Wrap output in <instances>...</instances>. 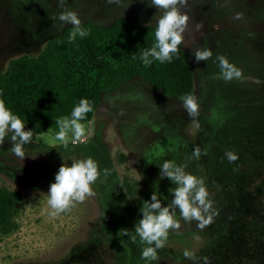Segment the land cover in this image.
<instances>
[{
	"label": "rangeland",
	"instance_id": "1",
	"mask_svg": "<svg viewBox=\"0 0 264 264\" xmlns=\"http://www.w3.org/2000/svg\"><path fill=\"white\" fill-rule=\"evenodd\" d=\"M65 9L76 11L82 22L101 24L123 15L156 23L160 15L149 0H65L63 6L58 0H0V72L11 59L39 53L49 38L70 26L54 19ZM180 11L188 16L181 45L194 66L198 116L190 117L182 103L148 90L143 79L137 78L136 84L120 88L121 93L136 90L137 94L82 123L85 134L76 142L93 137L97 129L99 133L104 130L103 139L130 204L147 187L172 199L176 186L159 177L158 164L164 160H173L204 180L216 215L201 229L196 221L183 220L177 209L175 219L180 226L169 230L165 242L169 255L157 264H203V257H208V264H264V226L252 229L247 223L240 227L235 221L227 189L233 178L228 179L225 159L227 150L236 146L231 142L243 139L241 128L254 127L249 137L264 135V0H187ZM210 27L217 29L211 33ZM198 49L211 50L212 56L197 62L194 51ZM219 56L238 67L242 78H221ZM56 133H32V141L23 146V159L12 152L7 137L0 144V186L22 194L17 228L10 234L0 232V264L61 260L71 255L75 264H111L113 249L101 230V205L94 185V195L73 202L67 211L51 214L46 194L50 183L62 163L79 160L75 155H49L45 145L62 144ZM68 138L72 142L71 132ZM158 146L164 149L159 157L155 155ZM194 147L206 149L207 154L191 158ZM147 152L155 162L151 172L142 166ZM234 153L238 154L236 170L245 168L254 177L264 175L263 159L250 157L248 149L245 155ZM240 176H236L238 182ZM185 249L195 253V262L183 256Z\"/></svg>",
	"mask_w": 264,
	"mask_h": 264
},
{
	"label": "trees",
	"instance_id": "2",
	"mask_svg": "<svg viewBox=\"0 0 264 264\" xmlns=\"http://www.w3.org/2000/svg\"><path fill=\"white\" fill-rule=\"evenodd\" d=\"M82 27L88 30L86 37L69 41L70 25L49 38L39 53L11 59L0 72V102L26 122L25 130L34 134L46 130L58 132L56 121L70 118L73 107L81 98L87 99L92 106V111L81 121L89 122L104 93L135 78H141L163 95L181 101L185 95H195L193 63L182 45L171 62L153 61L147 67L141 63L140 52L155 43L156 23H142L135 16L123 15L109 24L84 21ZM241 129L244 130L240 132L243 139L238 137V141L231 142L236 146L227 151L245 155L248 149L250 157L264 160V135L249 137L248 134L254 131L253 126ZM44 148L53 158L59 155L62 158L75 155L79 160L92 158L99 169L110 170L108 175L102 172L93 185L101 205V230L113 249V264H146L141 258V250L146 245L140 243L139 237L134 243L125 232L134 234V225L142 215L139 209L144 200L150 199L152 192L162 204H170L169 195L147 187L130 204L109 146L99 132L87 140L69 142L67 147L59 144L45 145ZM226 161L228 168L232 169H229L228 178H233L232 185L228 183L227 189L235 221L240 227L247 223L252 229L264 226V175L254 177L249 171L246 173L245 168L236 170V161ZM239 175L240 182L236 177ZM21 201L19 191L0 186L1 233L10 234L17 228L15 218ZM168 255L164 246L157 250L158 259L147 264H157Z\"/></svg>",
	"mask_w": 264,
	"mask_h": 264
},
{
	"label": "clouds",
	"instance_id": "3",
	"mask_svg": "<svg viewBox=\"0 0 264 264\" xmlns=\"http://www.w3.org/2000/svg\"><path fill=\"white\" fill-rule=\"evenodd\" d=\"M119 3L120 0H108V3ZM63 6L65 0H58ZM160 15L156 19L154 31L155 43L152 47L140 52L139 59L144 66H150L153 61L160 63L171 62L173 56L178 52L179 45L183 42V32L187 26L188 16L180 11L187 4V0H149ZM240 18L237 13L236 19ZM61 25H71L69 41L77 38H84L88 35V30L82 27V20L76 11L65 9L54 17ZM198 29L200 25L196 26ZM196 61H207L211 56V50L194 51ZM220 68V76L225 81L242 78L241 70L230 63L225 57H217ZM182 104L190 117L198 116V100L195 95L189 94L182 98ZM92 111V106L87 99L81 98L75 105L70 114V118L58 119L56 124L58 132L55 134L57 141L65 147L69 143L68 133H72V142L80 140L85 134L82 125L86 115ZM25 121L20 119L3 102H0V144L4 143L7 137L12 144V152L20 158L25 157L23 146L32 141L31 130H25ZM155 153L157 157L164 154V149L159 148ZM207 150L203 151L199 147H194L191 158L200 159L206 155ZM225 157L229 163L238 159V154L227 151ZM151 163V162H150ZM161 179L167 178L176 187L171 190L170 204H162L155 192H152L150 199L144 200L139 211L142 214L138 223L134 225V234L125 232L135 243L137 237L141 244L146 245L141 250V258L147 262L158 259L157 250L165 246L169 236V230L179 228V222L175 219L176 210H179L180 217L187 221H196L198 228H205L211 223L216 215L212 200L205 187L204 180L196 175L187 172L183 165L176 164L173 160H164L159 163ZM103 172L104 175L110 174L108 169H99L98 164L92 158L76 160L71 164L62 163L58 168L54 181L50 183L47 191V203L53 210L52 215L70 209L73 202H82L86 197L94 195L92 185ZM124 233V234H125ZM183 256L186 259L196 261L194 252L185 249ZM203 264H208V257H203Z\"/></svg>",
	"mask_w": 264,
	"mask_h": 264
},
{
	"label": "flooded vegetation",
	"instance_id": "4",
	"mask_svg": "<svg viewBox=\"0 0 264 264\" xmlns=\"http://www.w3.org/2000/svg\"><path fill=\"white\" fill-rule=\"evenodd\" d=\"M221 27V26H220ZM217 29V28H215ZM214 27H210V32H215ZM137 82H139L137 80V78L132 79L130 81L125 82L124 84L118 86L116 89L110 91V92H106L101 99V102L97 108V111L95 113V117H97V112L101 111L102 109H108L109 107L112 106V102H114L115 100H128V98H130L132 95L137 94L136 90H130V91H124L123 93L120 92V88L124 87L127 84H136ZM145 82V81H144ZM134 87V86H133ZM165 96V95H164ZM163 98V97H162ZM171 100L176 101V102H182V101H178L176 98L170 97ZM164 99V98H163ZM117 102V101H115ZM117 104V103H116ZM104 120V119H103ZM108 119H106V121H108ZM98 129L95 130L93 136L98 133ZM100 133L103 136L104 130L101 129ZM155 152H157L155 150ZM146 155L143 158V162H142V166L143 168L147 169L149 172H151L150 170L152 169L153 165L155 164V162H153V158L150 156V154L147 152L145 153ZM152 154V153H151ZM151 162V163H150ZM85 250H87V248H85ZM84 256V255H83ZM81 256V258L83 257ZM80 258V257H79ZM113 259H114V254L112 253V258H111V264H113ZM76 261L74 262L73 260V256L71 255L70 258H62L61 260H34L31 263L28 264H75ZM16 264H24V263H16Z\"/></svg>",
	"mask_w": 264,
	"mask_h": 264
},
{
	"label": "crops",
	"instance_id": "5",
	"mask_svg": "<svg viewBox=\"0 0 264 264\" xmlns=\"http://www.w3.org/2000/svg\"><path fill=\"white\" fill-rule=\"evenodd\" d=\"M194 67V66H193ZM142 82H143V84L145 85V87L148 89V90H151V91H155V89L154 88H152L149 84H147L146 82H144L143 80H142ZM196 85V84H195ZM157 91V90H156ZM195 91H196V89H195ZM105 94V93H104ZM103 94V95H104ZM102 95V96H103ZM162 99V98H161ZM178 100V99H177ZM115 101H117V102H115ZM114 102H112V106L111 107H109L108 109H111V108H115V106H117V105H121L122 104V102L123 101H125L124 99L123 100H115ZM178 101H181V100H178ZM117 103V104H116ZM180 103H182V102H180ZM121 108V107H120ZM120 108H116V109H120ZM47 131V130H46ZM45 132V131H44ZM38 135H40V134H38Z\"/></svg>",
	"mask_w": 264,
	"mask_h": 264
},
{
	"label": "water",
	"instance_id": "6",
	"mask_svg": "<svg viewBox=\"0 0 264 264\" xmlns=\"http://www.w3.org/2000/svg\"><path fill=\"white\" fill-rule=\"evenodd\" d=\"M179 100V99H178Z\"/></svg>",
	"mask_w": 264,
	"mask_h": 264
}]
</instances>
